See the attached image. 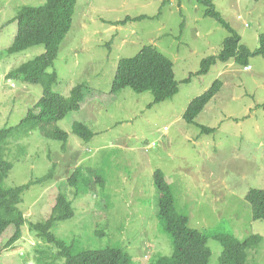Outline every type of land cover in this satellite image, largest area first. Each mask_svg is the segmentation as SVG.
Listing matches in <instances>:
<instances>
[{
  "label": "rangeland",
  "instance_id": "rangeland-1",
  "mask_svg": "<svg viewBox=\"0 0 264 264\" xmlns=\"http://www.w3.org/2000/svg\"><path fill=\"white\" fill-rule=\"evenodd\" d=\"M166 1L76 0L71 29L47 73L57 74L52 91L64 97L73 86L84 85L88 104L57 124L68 135L61 143L41 138L39 131L20 136L15 128L43 89L6 79L44 52L35 46L8 55L17 31L10 21L21 7H40L46 0H0V130L13 129L4 155L12 169L4 187L34 184L52 171V177L22 195L19 209L28 224L44 222L56 195L63 194L74 215L56 223L52 232L66 245L75 244L74 254L113 247L129 255V264H153L173 252L157 217L153 176L161 171L176 211L207 236L209 264H219L222 247L215 237L220 235L261 236L260 247L247 255L248 264H264V223L252 220L245 201L249 190L264 191V57L250 58V68L218 62L206 75L195 76L201 61L218 55L230 34L204 17L194 0L162 5ZM213 5L241 45L256 51L264 35V0H213ZM127 17L146 19L109 25ZM144 47L172 62L178 93L159 104L150 92L129 89L109 97L118 62ZM215 81L222 83L219 93L193 124L185 123L191 100ZM76 123L94 134L90 141L73 134ZM202 127L214 132L202 133ZM57 252L25 224L13 249L0 252V264H63L62 258L54 260Z\"/></svg>",
  "mask_w": 264,
  "mask_h": 264
},
{
  "label": "trees",
  "instance_id": "trees-1",
  "mask_svg": "<svg viewBox=\"0 0 264 264\" xmlns=\"http://www.w3.org/2000/svg\"><path fill=\"white\" fill-rule=\"evenodd\" d=\"M194 2L204 8V17L216 21L230 34L223 42L218 55L201 61L200 69L194 74L195 76L206 75L218 62L222 64L234 62L245 68L249 66L250 58L264 57V35L259 37L258 48L252 53L241 45L239 35L223 21L215 10L213 0H194ZM75 6L76 0H46L40 7H21L14 20L10 21L15 22L17 31L12 45L6 51L8 55L18 54L35 46L44 48L41 55L21 64L6 75L7 80L20 79L23 84L39 85L43 89L39 101L15 128L22 138L39 131L40 137L45 140L66 143L68 135L59 129L57 124L68 114L78 112L88 104L84 97L86 93L84 85L73 86L68 96L64 97L52 91V87L57 83V74L47 73L58 55L60 45L71 29ZM144 19L146 18L127 17L123 21L109 25L125 26L129 22ZM190 78L191 75L183 83H189ZM221 87V81H215L208 91L192 99L183 115L184 122L193 124L207 104L219 93ZM126 89L136 94L150 92L154 104L170 100L178 93L172 62L152 47L142 48L133 58L120 60L110 86L109 97ZM90 91L87 93L90 94ZM201 129L205 134L214 132L213 129L205 127ZM12 131L13 129L0 130V252L13 249L22 238V228L27 224L37 238L58 250L55 261L57 258H62L63 264H129V255L119 248L83 250L74 254L75 244L66 245L54 235L52 230L55 224L67 221L74 215L71 201L63 194L56 195L51 213L44 222L27 223L19 209L22 195L31 185L47 181L52 177V171L34 184L29 183L16 188L4 187V182L12 169V164L4 159L6 142ZM72 132L83 141H90L94 136L89 128L81 123L74 124ZM153 181L158 190L157 217L163 230L171 238L173 247L170 257H159L153 264H209L211 251L207 236L191 228L187 217L176 211L170 185L165 181L161 171L154 173ZM97 183L102 187V181ZM90 189L95 190L93 184ZM245 201L250 206L252 220L264 223V191L249 190ZM97 207L103 208L101 204ZM215 241L222 247L219 264H248V251L257 250L263 238L259 235H251L244 240H237L233 236L220 235L215 237Z\"/></svg>",
  "mask_w": 264,
  "mask_h": 264
},
{
  "label": "clouds",
  "instance_id": "clouds-1",
  "mask_svg": "<svg viewBox=\"0 0 264 264\" xmlns=\"http://www.w3.org/2000/svg\"><path fill=\"white\" fill-rule=\"evenodd\" d=\"M246 68H250V66L246 67Z\"/></svg>",
  "mask_w": 264,
  "mask_h": 264
},
{
  "label": "crops",
  "instance_id": "crops-1",
  "mask_svg": "<svg viewBox=\"0 0 264 264\" xmlns=\"http://www.w3.org/2000/svg\"><path fill=\"white\" fill-rule=\"evenodd\" d=\"M86 106H87V105H86ZM84 108H85V107H84ZM82 109H83V108H82ZM82 109H81V110H82Z\"/></svg>",
  "mask_w": 264,
  "mask_h": 264
}]
</instances>
